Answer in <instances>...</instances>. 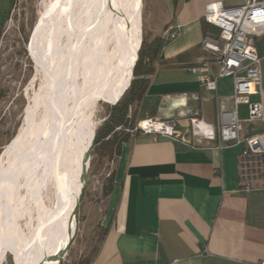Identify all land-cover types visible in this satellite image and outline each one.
<instances>
[{
	"label": "crops",
	"instance_id": "obj_1",
	"mask_svg": "<svg viewBox=\"0 0 264 264\" xmlns=\"http://www.w3.org/2000/svg\"><path fill=\"white\" fill-rule=\"evenodd\" d=\"M213 1L225 6L247 2L163 0L165 16L155 33L162 36L174 23L180 28L175 38H163L140 114L142 119L163 118L167 113L160 107L165 98H184L197 106L184 119L171 113L176 115L172 136L138 130L129 131L122 141L100 222L105 232L91 264L264 261V153L245 166L242 144L218 146L216 139L194 135L190 125L195 118L217 131L218 100L230 95L233 87V80L225 85L222 77L216 90H207L189 70L205 58L202 38L217 32L203 19L205 4ZM12 5L13 0H0V27ZM255 45L261 59L264 107V33L255 37ZM246 113V106L240 105V117ZM245 126V132L257 134L264 144V119ZM246 180L248 191L243 190Z\"/></svg>",
	"mask_w": 264,
	"mask_h": 264
},
{
	"label": "bare ground",
	"instance_id": "obj_2",
	"mask_svg": "<svg viewBox=\"0 0 264 264\" xmlns=\"http://www.w3.org/2000/svg\"><path fill=\"white\" fill-rule=\"evenodd\" d=\"M139 6L140 0L46 3L45 13H52H44L38 25L40 82L0 159V264L7 251L15 264H58L83 184L82 162L91 142L85 147V139L95 127L97 99L107 87L122 86L131 69L141 33ZM112 11L118 12L115 18Z\"/></svg>",
	"mask_w": 264,
	"mask_h": 264
},
{
	"label": "rangeland",
	"instance_id": "obj_3",
	"mask_svg": "<svg viewBox=\"0 0 264 264\" xmlns=\"http://www.w3.org/2000/svg\"><path fill=\"white\" fill-rule=\"evenodd\" d=\"M47 2L48 0H13L12 8L0 27V159L4 146L18 132L24 119V110H26L29 98L33 91L38 88L40 82L39 75H36V62L40 57L42 41L38 25L42 15L45 13L44 7ZM105 5L100 6L101 14L104 12ZM51 13L52 11L48 10L45 13V17H50ZM116 13L118 12H111L113 18L116 17ZM137 15L138 22L140 23L141 38L145 35L154 34L156 32L155 29H157L156 25L162 22L165 16L163 0H140V6L137 7ZM30 34L29 53L31 57L27 53V43ZM65 42L67 43V41L62 39L63 45L66 44ZM34 51L36 54H34ZM128 79L129 75L127 74L125 83ZM231 80V76H226L220 82L228 85ZM110 87L104 89L102 93L109 91ZM119 88L121 86L115 87V89L109 92L101 93L92 118L95 122V127L103 121L109 109L108 104L103 101H111L113 97H108ZM206 95L210 96V93ZM162 101L163 105L160 107V112L168 114L179 113L182 118L185 114L193 113L197 106V104L191 106L193 102L189 101L190 103H188L184 98H165ZM183 105L186 107L181 108ZM178 107L179 110L177 111ZM131 110L130 107L129 115L131 114ZM92 134L86 137L85 147L86 140L91 139ZM91 159L93 163L90 166L89 161L88 177L77 209L76 233L67 255L62 259L65 264L77 262L83 257L88 256L98 245L103 229L100 222L106 211L107 197L102 193V184L104 179L109 175V172L113 170L115 160L98 157L93 153L90 154ZM1 210L0 207V224L3 220ZM19 223L23 224L24 220L19 221ZM68 238L67 236L66 242L69 240ZM7 253L8 251L3 257L2 264H9V258L12 262V256L8 253L9 257L6 255Z\"/></svg>",
	"mask_w": 264,
	"mask_h": 264
},
{
	"label": "built area",
	"instance_id": "obj_4",
	"mask_svg": "<svg viewBox=\"0 0 264 264\" xmlns=\"http://www.w3.org/2000/svg\"><path fill=\"white\" fill-rule=\"evenodd\" d=\"M203 19L216 27L217 32L202 38L205 58L189 70L197 74L198 81L207 90H216L218 79L226 76L232 77L233 87L230 95L218 100L217 131L195 118L190 119L191 129L194 135L205 140L216 139L218 146L242 144L241 159L249 167L264 153V144L258 135L245 132V124L264 119L261 59L255 45V37L264 33V0H247L239 6H225L221 1L208 2ZM179 28L178 23L172 24L162 37L165 40L175 38ZM254 95L258 99H252ZM240 105L247 108L244 118L239 114ZM174 124L171 119L143 118L127 130L172 136ZM249 189L250 183L246 180L243 190Z\"/></svg>",
	"mask_w": 264,
	"mask_h": 264
},
{
	"label": "trees",
	"instance_id": "obj_5",
	"mask_svg": "<svg viewBox=\"0 0 264 264\" xmlns=\"http://www.w3.org/2000/svg\"><path fill=\"white\" fill-rule=\"evenodd\" d=\"M140 38L141 33L136 38L131 55L135 52ZM36 39L39 43L37 36ZM162 41L163 37L157 33L145 35L141 38L140 46L138 48L137 60L133 67L132 74H130V68L128 70L129 78L131 77L129 85H127V88L124 91L122 90L120 93L113 96L111 101H114L118 96H120L116 103H107L109 107L108 112L105 115L103 121L98 124L94 130V142L91 153L95 154L98 157L114 159L120 152V145L122 141H124L129 135V131L127 129L133 128L137 120L142 118L140 114L142 100L147 86L150 83L151 75L154 72V64L158 59V53ZM34 54H36L35 51ZM123 84L122 86H124L126 83L124 85ZM116 85L117 84H115V86ZM100 96L98 97L97 101H99ZM130 107L132 110L131 114L129 115ZM89 140L90 139L86 140V146ZM92 163L93 161L91 159L90 166L92 165ZM113 184L114 172L112 170L111 172H109V175L104 179L102 184V193L105 197L110 194ZM83 193L84 189L82 192V196ZM104 232L105 230L103 228L98 245L92 252L89 253L88 256H86L85 258L83 257L81 260H78L77 262H73L71 264H91L93 257L95 256V253L97 252V249L102 241ZM6 255H8V253ZM9 264H12L10 258ZM59 264H65V262L63 260H60Z\"/></svg>",
	"mask_w": 264,
	"mask_h": 264
},
{
	"label": "water",
	"instance_id": "obj_6",
	"mask_svg": "<svg viewBox=\"0 0 264 264\" xmlns=\"http://www.w3.org/2000/svg\"><path fill=\"white\" fill-rule=\"evenodd\" d=\"M37 22V21H36ZM36 25V23H35ZM35 27V26H34ZM34 29V28H33ZM33 32V30H32ZM31 32V34H32ZM31 34H30V37H29V40H28V43H27V53L28 55L30 56V53H29V43H30V38H31ZM139 48V47H138ZM138 48L136 49L135 51V59L131 65V69H130V73L132 74V70H133V67L136 63V60H137V55H138ZM31 57V56H30ZM32 59V58H31ZM33 61V60H32ZM130 82V80H129ZM129 85V83H128ZM127 88V86H126ZM124 88V90L126 89ZM123 90V91H124ZM121 95V94H120ZM120 96H118L114 101H110V100H105L103 102L105 103H108V104H114L116 103V101L119 99ZM25 111V110H24ZM184 116H187V115H184ZM183 116V117H184ZM164 119H174L176 118V115L175 114H171V113H167L165 115L162 116ZM179 118V117H178ZM181 118V116H180ZM93 142H94V132L92 134V138H91V142L86 150V153H85V158L83 159V162H82V174H81V181H82V186L79 190V194L77 196V202L74 203L73 205V209L71 211V215H70V226H69V229H68V232L70 234V240L68 241L66 247L64 248V250L61 252V254H59L56 258L57 260V263L59 264L60 260L63 259V257L65 255H67L68 253V250L73 242V239H74V236H75V233H76V224H77V218H76V214H77V209H78V206H79V203H80V200H81V196H82V192H83V189H84V186L86 184V181H87V173H88V167H89V161H90V154H91V149H92V146H93ZM8 253L12 256V262L13 264H15V259H14V254L13 252L11 251H8Z\"/></svg>",
	"mask_w": 264,
	"mask_h": 264
}]
</instances>
